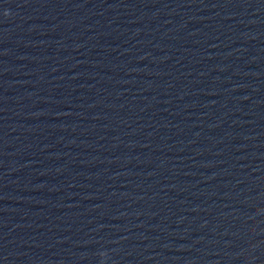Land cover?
Listing matches in <instances>:
<instances>
[{
  "label": "water",
  "instance_id": "water-1",
  "mask_svg": "<svg viewBox=\"0 0 264 264\" xmlns=\"http://www.w3.org/2000/svg\"><path fill=\"white\" fill-rule=\"evenodd\" d=\"M0 264H264V0H0Z\"/></svg>",
  "mask_w": 264,
  "mask_h": 264
}]
</instances>
